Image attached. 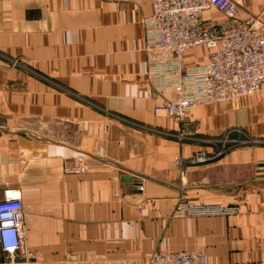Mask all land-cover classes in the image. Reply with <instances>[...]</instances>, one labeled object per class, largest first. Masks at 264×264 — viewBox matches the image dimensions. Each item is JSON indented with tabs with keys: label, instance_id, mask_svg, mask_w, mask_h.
Masks as SVG:
<instances>
[{
	"label": "crops",
	"instance_id": "crops-1",
	"mask_svg": "<svg viewBox=\"0 0 264 264\" xmlns=\"http://www.w3.org/2000/svg\"><path fill=\"white\" fill-rule=\"evenodd\" d=\"M234 1L264 37V0ZM153 4L0 0V200L20 196L29 248L14 261L0 248V264H137L156 251L264 264V90L195 106L183 123L156 112L177 92L148 91L150 62L172 58L146 47ZM207 61L203 46L183 58ZM226 136L221 155L191 161ZM181 199L238 211L192 216Z\"/></svg>",
	"mask_w": 264,
	"mask_h": 264
},
{
	"label": "built area",
	"instance_id": "built-area-1",
	"mask_svg": "<svg viewBox=\"0 0 264 264\" xmlns=\"http://www.w3.org/2000/svg\"><path fill=\"white\" fill-rule=\"evenodd\" d=\"M216 8L226 19L204 18L205 10ZM257 18L242 17L241 7L234 0H154L153 12L144 18L145 42L148 49L169 50L170 60L151 61L147 75L148 91L173 87L174 100L155 107L180 123L186 121L195 106L223 102L254 95L264 90V37L258 29ZM203 46L208 61L201 65L184 66L183 58L189 49ZM18 64L17 60L12 61ZM214 154L199 150L193 163H205L221 155L232 140L226 136ZM236 141V140H234ZM75 172L87 170L84 156H79ZM186 174V170H181ZM143 189V185L139 184ZM6 192L0 200V248L14 261L18 253L29 255L24 224V205L19 195ZM178 212L192 216L231 215L235 205L197 204L181 199ZM141 210V209H140ZM137 264H209L202 251H156L142 257Z\"/></svg>",
	"mask_w": 264,
	"mask_h": 264
},
{
	"label": "water",
	"instance_id": "water-1",
	"mask_svg": "<svg viewBox=\"0 0 264 264\" xmlns=\"http://www.w3.org/2000/svg\"><path fill=\"white\" fill-rule=\"evenodd\" d=\"M128 179H130V178H128Z\"/></svg>",
	"mask_w": 264,
	"mask_h": 264
}]
</instances>
